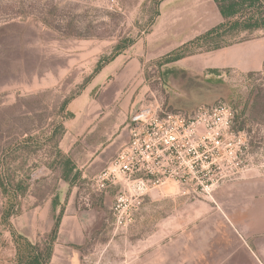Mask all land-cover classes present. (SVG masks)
Masks as SVG:
<instances>
[{
    "label": "rangeland",
    "instance_id": "rangeland-1",
    "mask_svg": "<svg viewBox=\"0 0 264 264\" xmlns=\"http://www.w3.org/2000/svg\"><path fill=\"white\" fill-rule=\"evenodd\" d=\"M221 23L213 0H0V264H15L14 235L39 242L58 218L49 264H264V234L244 243L216 194L244 173L264 177V62L207 67L209 49L264 30L195 42ZM223 105L242 142L235 178L201 191L196 178L94 188L132 111Z\"/></svg>",
    "mask_w": 264,
    "mask_h": 264
},
{
    "label": "built area",
    "instance_id": "built-area-1",
    "mask_svg": "<svg viewBox=\"0 0 264 264\" xmlns=\"http://www.w3.org/2000/svg\"><path fill=\"white\" fill-rule=\"evenodd\" d=\"M232 121L233 112L224 105L200 108L193 116L164 113L152 106L132 111L126 143L94 176L93 186L98 192L114 185L146 190L166 180L185 183L196 178L201 180L197 188L201 191L235 178L242 170L237 160L242 142L231 135ZM226 136H232V142ZM219 150L220 161L213 158ZM214 176L217 179L211 182Z\"/></svg>",
    "mask_w": 264,
    "mask_h": 264
},
{
    "label": "crops",
    "instance_id": "crops-1",
    "mask_svg": "<svg viewBox=\"0 0 264 264\" xmlns=\"http://www.w3.org/2000/svg\"><path fill=\"white\" fill-rule=\"evenodd\" d=\"M212 55L214 58L207 66L211 69L259 71L264 62V39L220 48L214 50ZM63 147L61 140L59 148L65 153L70 152V148ZM216 194L218 206L227 221L242 234L243 241L255 246V238L251 239L252 236L264 234V177L258 173H244L235 181L222 185L216 190ZM247 245L249 248V243Z\"/></svg>",
    "mask_w": 264,
    "mask_h": 264
},
{
    "label": "trees",
    "instance_id": "trees-1",
    "mask_svg": "<svg viewBox=\"0 0 264 264\" xmlns=\"http://www.w3.org/2000/svg\"><path fill=\"white\" fill-rule=\"evenodd\" d=\"M223 23L213 27L195 42L218 36L228 35L233 32H250L264 30V0H213ZM193 43V42H192ZM223 46L216 45L208 51L217 50ZM182 50L166 57V63L176 62L185 57ZM68 100L63 103V107ZM63 163L69 165V160L62 157ZM59 218L54 223L50 233L41 241L32 243L26 238L14 235L15 264H49L53 254L54 243L57 238Z\"/></svg>",
    "mask_w": 264,
    "mask_h": 264
}]
</instances>
